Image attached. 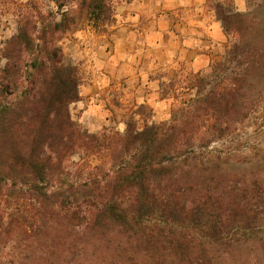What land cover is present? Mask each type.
<instances>
[{"label": "trees", "instance_id": "1", "mask_svg": "<svg viewBox=\"0 0 264 264\" xmlns=\"http://www.w3.org/2000/svg\"><path fill=\"white\" fill-rule=\"evenodd\" d=\"M51 1L74 10L19 25L0 71V264H264V0L216 3L223 56L168 119L112 136L72 118L79 77L46 39L71 11L105 24L108 0Z\"/></svg>", "mask_w": 264, "mask_h": 264}, {"label": "rangeland", "instance_id": "2", "mask_svg": "<svg viewBox=\"0 0 264 264\" xmlns=\"http://www.w3.org/2000/svg\"><path fill=\"white\" fill-rule=\"evenodd\" d=\"M218 2L246 9V0H108L111 16L103 25L71 11L75 22L46 39L58 46L62 61L73 65L79 77V98L70 104L72 118L89 132L109 136L128 124L142 127L168 119L189 95L193 75L207 72L232 39L215 16ZM74 6L0 0V71L5 50L16 46L9 40L19 25L27 22V29L37 35L43 22L58 20ZM35 48L22 51L20 67H27ZM247 136L252 144V127ZM80 159L75 153L67 163ZM88 161L95 164L102 158L94 154ZM235 237L241 245L252 242V228Z\"/></svg>", "mask_w": 264, "mask_h": 264}]
</instances>
